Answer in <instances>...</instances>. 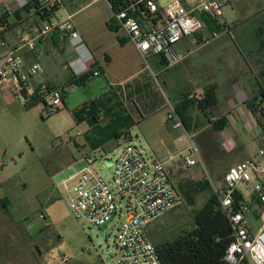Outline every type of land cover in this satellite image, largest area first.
I'll return each instance as SVG.
<instances>
[{
  "label": "crops",
  "instance_id": "1",
  "mask_svg": "<svg viewBox=\"0 0 264 264\" xmlns=\"http://www.w3.org/2000/svg\"><path fill=\"white\" fill-rule=\"evenodd\" d=\"M26 1L28 8L20 9L16 0H0V37L7 42V47L0 49V63L13 50L24 57L26 66L35 63L41 65L42 73L26 85L28 94L33 96L37 91L51 88L63 92L64 107L59 112H68L75 125L82 129V140L78 147L90 151L86 154L88 158L104 147L115 145L113 143L119 139L133 141L135 138L149 159L162 161L165 167L168 166L169 175L184 204L187 201L182 191L186 185L174 178L180 170L193 175L198 190L189 198L191 202L187 205L191 206L199 194L211 192L212 189L209 185L210 190L206 191L208 187L199 177L200 173L193 169L198 165H186L185 157L194 155L186 151L185 133L176 130L173 122L167 120L170 105L175 107L177 113L181 110V115H178L194 139L207 134L211 137L209 144L219 147L210 154L198 150L201 162L206 163L209 172L212 171L211 159L213 163L219 162L221 165L214 187L225 185L231 167L251 159L244 156L228 163L224 154L245 150L252 141L261 145L260 152L264 151V116L257 118L248 104L252 99L251 104L259 112L264 107L261 101H264V92L258 85L264 83V27L253 28L251 36L245 38L239 34L240 29L235 22L228 23L222 19L227 25V32L206 45L199 42L212 33L209 28L184 39L178 50L189 53L188 57L168 67L160 56H150L147 63L143 60L116 22L109 3L57 0L59 6L52 20L70 19L74 23L94 57L95 71L100 72V76L80 85L74 81H79L82 76H77L69 66L76 54L67 36L53 32L38 42L35 51L29 52L23 47V39L37 36L48 22V18H44L34 7L35 0ZM185 2L190 6L194 0ZM159 3L162 6L161 1ZM7 7L13 9V14L6 13ZM196 59L207 61L193 67L192 62ZM209 59L216 60V65H212ZM181 69L186 73L184 76L180 73ZM189 75L193 76L195 82L199 79L208 84L190 86L189 83L188 86L183 77ZM244 75L252 76L250 89L240 85ZM181 82L187 89L180 87ZM211 87L217 89V103L204 111L197 101ZM166 89L170 91V96ZM70 94H79L78 101L72 102L67 98ZM12 97L6 88L0 89V99L11 101ZM181 138L183 141L179 142ZM260 152L258 156H262ZM255 161L264 163V156ZM242 189L246 190V194ZM238 193L244 199L243 203L252 207L251 222L257 220L259 207L253 186L242 184ZM1 245L0 239V251ZM20 253L23 257V252ZM34 254L36 264H42L41 250L34 249ZM9 256L0 252V264H10Z\"/></svg>",
  "mask_w": 264,
  "mask_h": 264
},
{
  "label": "built area",
  "instance_id": "2",
  "mask_svg": "<svg viewBox=\"0 0 264 264\" xmlns=\"http://www.w3.org/2000/svg\"><path fill=\"white\" fill-rule=\"evenodd\" d=\"M88 1L90 4L99 1L109 3L119 27L146 63L150 56L162 57L168 67L183 62L189 53L179 51L178 46L184 39L208 28L204 16L219 25L221 31L204 36L200 44H208L228 29L222 16L229 0H194L190 6L185 0H175L165 7L160 5L161 0ZM16 3L20 9L27 6L26 0H16ZM40 3L51 7L58 4L57 0H40ZM6 13L13 14V9L7 7ZM53 32L68 37L76 54L69 66L77 76L89 71L94 57L70 19L47 22L37 36L23 39V47L29 52L35 51L38 42ZM6 47L7 42L0 37V49ZM42 71L39 63L26 66L24 57L10 50L0 63V89L6 88L16 100L23 102L21 88L27 91L26 85ZM98 76L100 72L96 71L94 77ZM63 107L62 91L51 88L45 113L51 116ZM167 120L173 122L176 130L185 133L186 151L194 155L185 157L186 165H197L200 156L194 137L188 133L172 105L167 112ZM182 141L183 138L179 139ZM260 154L264 156V151ZM77 177L76 185L69 192V208L79 222L90 228L107 229L117 221V264H162L149 230L155 222L182 204L165 163L149 159L142 148L128 144L113 163L109 178L90 168L81 170ZM242 184H251L257 196V221L261 226L256 232L250 218L252 207L242 203L240 208H236L237 193ZM213 193L233 230L226 264H264V163L250 159L231 167L225 185L214 187Z\"/></svg>",
  "mask_w": 264,
  "mask_h": 264
},
{
  "label": "rangeland",
  "instance_id": "3",
  "mask_svg": "<svg viewBox=\"0 0 264 264\" xmlns=\"http://www.w3.org/2000/svg\"><path fill=\"white\" fill-rule=\"evenodd\" d=\"M173 1L161 0V4L164 7ZM222 19L228 23L235 22L240 29L239 34L247 38L253 28L264 27V0H230ZM203 61L207 60L196 59L192 66L197 67ZM209 62L216 65L214 59H209ZM180 73L183 76L186 74L184 69ZM251 79L252 76L244 75L240 85L250 89ZM183 80L188 86L189 83L190 86L208 84L199 79L193 81L192 75L183 77ZM182 82L180 87L187 89ZM166 92L170 96L168 89ZM79 97V94H70L67 98L77 102ZM12 99H0V201L6 198L10 203L6 210L0 202V252L10 255V264H36V248L43 253L42 264H117V221L107 229L90 228L86 223L79 222L69 208V192L76 185L77 174L81 170L93 169L107 179L113 163L128 144L139 148L142 145L135 138L133 141L122 138L115 141V145L104 147L88 158L86 154L90 151L78 147L82 129L75 125L68 112L48 116L42 102L27 110L20 99ZM209 138L207 134H202L194 139L199 152L210 154L219 148L209 144ZM184 145L187 143L184 142ZM260 149L261 145L252 141L245 150L224 155L228 163L244 156L260 160L263 157L258 156ZM212 160L211 174L201 159L198 160L200 164L193 168L208 187L206 191H212H203L194 199V204L188 206L191 202L189 198L198 187L190 172L180 170L174 180H182L186 185L182 192L187 203H182L155 222L150 227L151 231L172 235L191 229L195 213L204 207L207 196L213 194V184L220 172L221 165ZM242 191L246 194V190ZM252 223L256 232L261 224L255 219ZM20 252H23V257Z\"/></svg>",
  "mask_w": 264,
  "mask_h": 264
},
{
  "label": "trees",
  "instance_id": "4",
  "mask_svg": "<svg viewBox=\"0 0 264 264\" xmlns=\"http://www.w3.org/2000/svg\"><path fill=\"white\" fill-rule=\"evenodd\" d=\"M33 3L39 13L44 18H48V22L52 20L59 6L58 4L53 7L50 5L44 6L40 3V0H35ZM25 8H28V4L22 9ZM204 19L212 33L221 31V27L209 17L204 16ZM2 23L8 24L7 21H2ZM95 72L92 64L89 71L80 75L82 76L81 79L79 81L75 80L74 83L84 85L86 81L94 77ZM258 85L260 90L264 92V83L261 82ZM50 90L47 89L46 92L37 91L35 95L31 96L26 109L34 108L39 102L44 103L46 107ZM216 90V87H211L205 91L203 98L197 101L199 108L207 111L216 105ZM261 101L264 103L263 100ZM251 102L252 99L248 104L254 115L257 118L264 116V107L259 112ZM178 113L181 115L180 109ZM243 202L244 199L240 193H237L236 208H240ZM1 205L8 210L10 203L5 198L1 200ZM149 236L156 247L162 264H226V252L233 240V230L226 215L220 209L216 195L213 193L207 196L204 207L195 213L191 229L172 235H168L166 232L159 234L156 231L149 230Z\"/></svg>",
  "mask_w": 264,
  "mask_h": 264
},
{
  "label": "water",
  "instance_id": "5",
  "mask_svg": "<svg viewBox=\"0 0 264 264\" xmlns=\"http://www.w3.org/2000/svg\"><path fill=\"white\" fill-rule=\"evenodd\" d=\"M20 93H21V96L23 98V103L25 104V108H26V105L29 102L30 97H29L26 89H24V88H21ZM103 229H105V228H103Z\"/></svg>",
  "mask_w": 264,
  "mask_h": 264
}]
</instances>
